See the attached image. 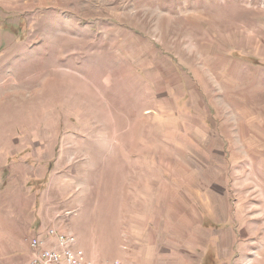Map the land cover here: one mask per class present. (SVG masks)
Here are the masks:
<instances>
[{
	"label": "rangeland",
	"instance_id": "1",
	"mask_svg": "<svg viewBox=\"0 0 264 264\" xmlns=\"http://www.w3.org/2000/svg\"><path fill=\"white\" fill-rule=\"evenodd\" d=\"M45 214L96 264H264V0H0V242Z\"/></svg>",
	"mask_w": 264,
	"mask_h": 264
},
{
	"label": "built area",
	"instance_id": "2",
	"mask_svg": "<svg viewBox=\"0 0 264 264\" xmlns=\"http://www.w3.org/2000/svg\"><path fill=\"white\" fill-rule=\"evenodd\" d=\"M24 241L31 249V264H96L77 246L76 236L72 232L59 230L58 227L38 229L33 236H25ZM110 264L120 262L113 260Z\"/></svg>",
	"mask_w": 264,
	"mask_h": 264
},
{
	"label": "crops",
	"instance_id": "3",
	"mask_svg": "<svg viewBox=\"0 0 264 264\" xmlns=\"http://www.w3.org/2000/svg\"><path fill=\"white\" fill-rule=\"evenodd\" d=\"M53 222L54 216L47 218L45 214L44 217H39L38 224L33 222L34 224L31 223L23 234L19 232L20 236L11 235L10 232L4 234V239L0 242V264H31V249L24 241V237L33 236L38 229L54 226Z\"/></svg>",
	"mask_w": 264,
	"mask_h": 264
}]
</instances>
